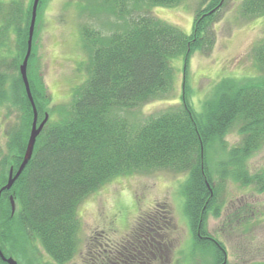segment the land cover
Returning a JSON list of instances; mask_svg holds the SVG:
<instances>
[{"label":"trees","instance_id":"obj_1","mask_svg":"<svg viewBox=\"0 0 264 264\" xmlns=\"http://www.w3.org/2000/svg\"><path fill=\"white\" fill-rule=\"evenodd\" d=\"M91 1L97 5L98 14L112 15L115 22L109 33L83 26L81 34L90 52L89 77L69 103L50 107L53 101L37 67L35 31L28 64L32 95L39 119L47 113L59 118L48 120L23 173L10 190L2 192L1 249L8 256L6 245L11 240L15 246L21 245L18 249L28 264H69L79 251V209L90 194L117 176L170 170L187 174L185 205L196 244L201 247L200 263L228 264L224 263L227 251L223 243L205 231L206 213L217 207L221 193L212 171L219 174V182L248 185L255 179L264 190V170L250 175L247 166L264 147V38L252 49L259 75L221 81L198 113L186 92L188 63L192 54L213 50L215 24L229 0H199L190 35L153 12L155 7L182 6L188 0ZM33 3L0 0V105L8 115L17 112L4 126L0 190L7 184L11 168L17 172L24 160L34 119L20 73ZM45 5L46 0H41L37 26ZM240 7L245 17H264V0H242ZM12 34L15 51L10 47V53L2 52ZM180 56L186 65L182 102L133 126L123 111L168 93L176 79L172 61ZM236 127L241 141L228 148L224 139ZM211 151L222 153L216 167L209 164ZM169 212L143 214L133 232L121 241L110 239L108 231L94 232L83 263L156 264L168 254L171 240L164 233L173 228ZM38 244L48 261L38 252ZM0 264L7 263L0 258Z\"/></svg>","mask_w":264,"mask_h":264},{"label":"rangeland","instance_id":"obj_2","mask_svg":"<svg viewBox=\"0 0 264 264\" xmlns=\"http://www.w3.org/2000/svg\"><path fill=\"white\" fill-rule=\"evenodd\" d=\"M2 1L8 3L11 0ZM25 1L28 3L30 0ZM198 2L188 0L182 6L155 7L153 12L161 20L190 35ZM241 2L229 0L226 3L221 17L213 27L216 31L213 50L206 54L196 52L189 60L186 92L198 113L203 110L204 100L221 81L259 75L252 49L264 38V17L243 16L240 14ZM97 9L91 0H46L36 28L38 32L35 43L39 59L37 67L52 98L51 108L71 102L80 85L89 77L90 52L85 48L81 34L83 26L88 25L103 33H109L113 28L114 16L105 12L98 14ZM14 37V34L10 36L2 52L10 53V47L15 51ZM172 65L176 79L168 93L142 106L123 111L133 126L141 125L148 118L182 102L181 96L185 91L184 59L181 56L175 58ZM7 72L11 71L7 69ZM16 116L17 112L8 115L4 105H0V145L6 144L4 126ZM50 118L57 120L59 117L51 114ZM42 119L40 117L38 123ZM237 129L239 127L224 139L229 148L241 141L242 136ZM221 154L211 151L209 164L212 167H216ZM247 166L250 175L264 170V147L247 161ZM216 173L212 171V176L214 184L221 187V193L216 200L217 207L210 208L206 213V234L223 243L228 254V264L264 262V190H261L255 179H251L247 187L232 180L219 182ZM185 177L184 174L170 170L117 176L90 194L79 209L82 223L79 233L81 250L69 264H84L87 242L94 232L105 230L110 239L121 241L133 232L140 216L149 211L157 213L167 209L171 212L173 228L168 231L166 228L167 233L164 234L171 241L168 242V254L156 264H201V247L196 244L185 205ZM15 212L16 209L12 210V214ZM19 247L21 245L15 246L13 241H8L7 257H13L18 264H28L21 257ZM37 250L44 260H49L41 245L38 244ZM195 252L198 257L193 255Z\"/></svg>","mask_w":264,"mask_h":264},{"label":"water","instance_id":"obj_3","mask_svg":"<svg viewBox=\"0 0 264 264\" xmlns=\"http://www.w3.org/2000/svg\"><path fill=\"white\" fill-rule=\"evenodd\" d=\"M40 0H35L34 1V5H33V11H32V19H31V24H30V29H29V40H28V49H27V54L25 56V59L22 63V65L20 66V71H21V75L22 78L24 80L25 83V87L28 93V97L32 103L33 106V110H34V121H33V126L31 129V133L29 136V141H28V147H27V151L24 157V160L19 168V170L17 171V173L15 174V176H13V171L10 172V178L9 181L7 183V185H5L2 190L0 191V199H1V194L2 191L4 189H10L13 184L15 183L16 179L21 175V173L23 172V170L25 169L26 165L29 163V160L31 159L33 152H34V147L37 141V137L39 136L40 132L42 131L45 123L48 120V116H46V118L41 122V124L39 125V127L37 126V122H38V111L36 108V104L32 95V91L30 88V83L28 80V75H27V67H28V61L32 52V44H33V36H34V31H35V25H36V18H37V9H38V4H39ZM0 218H1V212H0ZM0 257L6 261L8 264H18V262L13 258V257H6L3 253V251L0 248Z\"/></svg>","mask_w":264,"mask_h":264}]
</instances>
